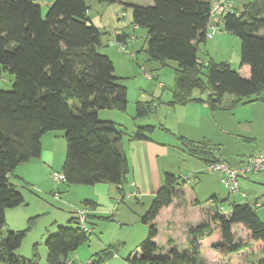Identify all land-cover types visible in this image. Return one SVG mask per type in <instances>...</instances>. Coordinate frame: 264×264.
I'll return each instance as SVG.
<instances>
[{"label": "trees", "instance_id": "obj_1", "mask_svg": "<svg viewBox=\"0 0 264 264\" xmlns=\"http://www.w3.org/2000/svg\"><path fill=\"white\" fill-rule=\"evenodd\" d=\"M94 1L101 5L115 3ZM121 5L131 9L134 27L147 30V62L155 63L157 69L169 61L176 63L174 88L167 105L203 103L216 111L227 97L232 98V105L243 99V104L263 100L264 0L243 4L241 9L232 7V12L222 18L223 30L240 39L239 69L247 66L248 78L226 62L210 60L203 66L198 60L199 45L208 39L210 0H152L147 6ZM89 10L86 0H52L43 17L35 0H0V78L3 72L13 76L11 90L0 87V233L6 223L5 211L24 202L11 174L17 166L39 157L41 137L47 132L64 134L61 183L69 187L112 184L121 195L126 190L128 164L122 148L125 133L114 122L99 120V112L124 113L127 89L114 75L110 58L99 52L102 32L92 23ZM112 41L129 43L131 37L120 31L114 33ZM194 91L205 94V98L195 96ZM158 104L154 99L136 101L133 119L150 116ZM154 129L152 125L139 126L126 139L150 140ZM178 139L191 158L205 164L220 161L215 157L218 149L210 141L196 142L182 136ZM186 176H190V182L191 174L163 173V184L140 218L147 226V235L125 258L127 263L210 264L201 259V241L207 244L206 259L212 264L246 249L251 253L264 250V224L256 214L257 203H234L224 215L212 196L216 204L213 214L186 229L189 251H178L169 238L167 244L172 248L163 253L155 242L156 219L174 202L185 205L182 186L188 183ZM82 207L92 210L95 203L84 200ZM69 223L73 227L58 226L56 232L45 236L44 264H67L69 253L88 241L91 232H84L75 216ZM234 231L240 236L236 237ZM24 236L25 231H12L0 239V264H39L35 256L29 260L15 253ZM113 254L110 249L102 250L89 261L100 264Z\"/></svg>", "mask_w": 264, "mask_h": 264}, {"label": "rangeland", "instance_id": "obj_2", "mask_svg": "<svg viewBox=\"0 0 264 264\" xmlns=\"http://www.w3.org/2000/svg\"><path fill=\"white\" fill-rule=\"evenodd\" d=\"M122 1L124 4L130 3L143 6L152 4V0L151 2L148 0ZM252 1L254 0H237L234 4L237 9H241L243 5L242 2L247 4ZM35 2L40 6L41 14L44 17L52 0H35ZM86 2L90 5V18L94 20H92L93 23L97 25L102 32V46L99 48V52L110 58L114 65V75L122 79L121 81L127 89V105L125 112H118L115 120L111 110H101L99 112V120L114 122L116 127L125 133V137L131 136L139 126H154V132L149 135V138L151 137L159 143H164L169 153L168 155L162 156L160 159L161 162H158V166L165 168V172L197 176L200 179L198 184L194 182L195 178L192 177L193 179L190 180L185 187L188 193V199L192 200L197 196L204 208H206L207 205L210 206L211 209L215 207V201L211 200L213 195L218 197V202L229 197L228 202L226 200L220 203L222 206V214L227 215L230 211L231 203L234 201V196L231 194L229 195L227 189L220 183L217 173L207 170V164L186 156L178 138L183 136L188 140L196 142L206 139L218 149L215 152L217 156L224 159L229 164H234L238 157H245L252 153L255 144H264V90L260 94L263 100L243 104L246 101V99H243L242 102L232 105H235V111L230 110L228 108L229 104L223 102L222 106L225 110L214 113L208 118L200 117L203 116L202 110L206 108L198 103H189L185 106H174L175 110L172 109L170 111L169 117L158 113L156 117H152L151 114L148 117L134 120V103L137 100L147 101L151 98L154 99L155 102L160 103L158 106L161 107L163 101H166L167 97L170 96L174 88V69L176 68V63L169 61L156 72H152L150 70L152 64L147 62L145 53L147 30L132 25L131 9L125 5L122 6L119 4L100 6L94 0H86ZM123 11L125 16L121 18L120 15ZM102 13L103 16L100 18L99 14L102 15ZM116 14L119 15L120 19L116 18ZM116 29L127 32L133 39L131 44H128L125 53L120 52L118 46L112 43L114 31ZM209 33H212V31ZM209 42L211 41H206L205 45H199L197 56L199 62L202 63L203 66L210 62V60L216 61L217 63L226 62L232 70L241 72L239 69L241 44L238 37L229 35L226 41H222L223 46L221 45V47H217L216 44L214 45ZM144 70L147 72V75H151L153 78H147L143 72ZM156 75L157 77H155ZM248 76L249 74L247 78ZM12 82L13 76L7 72H3L0 78L1 89L4 91L11 90ZM158 83L163 84L164 87L159 88ZM194 95L205 98V94H200L198 91H194ZM158 100L160 102H158ZM205 112L210 113L208 109H206ZM166 122L175 131L167 133L160 131V124ZM54 133H59L58 136H60V138L64 135L62 132ZM62 138L65 141L64 137ZM252 138L254 139L249 140ZM63 156L64 158L61 163L64 162L65 152ZM19 168L20 167L15 168L12 172L11 181L22 195L24 202L17 208V211H13L16 212L13 216L7 215L5 226L0 233V239L4 238L8 232L25 231L24 239L15 253L29 260L35 256L39 264H44L43 260L45 261L46 254L45 258H43V256L46 252V248L44 246L43 236L46 235V233H52L51 228L55 225L56 228L59 224L67 226L65 225L66 217L70 219L71 216H75V209L82 207V205L74 208V211L72 210L74 214L68 213L64 208L60 210V205L50 195L48 192L49 190L42 191V188L33 187L29 183L26 184L24 181L14 179V173L21 172ZM57 173H60V171ZM260 176L264 178V172L260 174ZM260 176L250 175L248 179L239 180L240 187L243 192H246L247 198L243 199L239 197L236 199V202L244 203L246 201L248 204L253 205L255 199H257L260 206L258 208V213L260 219L264 221V182L263 184L259 182L258 177ZM50 180L51 178L49 181ZM49 181L43 184L45 189L46 187L50 189L54 184L52 181ZM79 188L80 190H94L93 186H79ZM126 191H128V193L130 192L127 189ZM112 197L111 194L110 198ZM129 198H133V196ZM127 199L128 198H125L119 205L116 204V202L114 204L112 203L114 207L111 210L110 208L104 209L103 207L105 206L98 209L100 214L98 218L94 219L92 222L94 225L93 235L90 236L88 243L86 242L75 250V252L73 251L75 254L78 252L82 257L86 258L82 261L83 263L90 259L92 253L101 252L103 249H106L108 245L116 246L117 254L124 256L126 252L135 249L139 243L145 239L146 236H143V238L141 236V234L144 235L145 233L146 235L147 233V226L143 225L140 221L142 213L132 208L130 202L133 199ZM113 209L115 212H113ZM191 210L192 208L188 211V207H185L184 213H182V211L179 213L174 212L171 213V216L170 212L166 211L161 215L157 223L159 228V243H163L166 239L167 228L165 221L173 219L174 221L178 220L179 224H182L185 222L183 218H186ZM109 212H112L113 217H111ZM192 216L196 215L193 214ZM54 222H56V224L52 225ZM262 223L264 224V222ZM68 225L72 224L69 223ZM56 228L54 232H56ZM235 234L236 237L240 236L236 232ZM177 237H179L177 241L179 250H181L182 238H180V236ZM240 238L242 239L244 237ZM70 256L72 255L70 254ZM244 256L245 255H243V258ZM201 259L205 260L204 252L202 253ZM250 264H264V250L254 254L251 253Z\"/></svg>", "mask_w": 264, "mask_h": 264}, {"label": "crops", "instance_id": "obj_3", "mask_svg": "<svg viewBox=\"0 0 264 264\" xmlns=\"http://www.w3.org/2000/svg\"><path fill=\"white\" fill-rule=\"evenodd\" d=\"M148 1L151 2V0H148ZM236 1L237 0H234V3ZM122 3H123L122 0H115V3H113L112 5H114V4L121 5ZM234 3H233V7L236 9V6ZM242 4H245V3L242 2ZM99 5L101 6V4H99ZM102 16H103V13H102V15L99 14L100 18H102ZM89 17H91L90 14H89ZM90 19H91V21L93 20L92 18H90ZM93 21H92V23H93ZM215 25L218 26V31L214 32L211 35V37L208 38L206 41L210 40L211 42H209V43H213L214 45L216 44L217 47H221V45L223 44L222 41H226L228 39V36L231 34L225 32L223 30V19L220 18L219 16H214L209 20L208 32H211L209 27L215 26ZM95 26H97V25H95ZM120 31H122V30L116 29L114 31V33H118ZM124 33L128 34L125 31H124ZM132 41H133V39L131 38V41L129 44H131ZM112 43H113V41H112ZM205 44H206V42H205ZM205 44H203V45H205ZM151 64H152V66H151L150 70L152 72L153 71L156 72L158 70L157 65L155 63H151ZM240 71L241 72H239V73L241 74V76L243 75L245 78H247V75L249 74L248 67L243 66L242 68H240ZM155 77H157V75ZM158 87L163 88L164 85L161 83H158ZM170 99H171V93H170V96L167 97L166 101H163V103H162L163 105L161 107L158 105L156 106L157 109L152 114V117H156V115L158 113L169 117L170 111L172 109L175 110L174 106L172 107V106H169L166 104ZM232 101L233 100L231 97H227L224 100L225 103L229 104L228 108L230 110L235 111L236 107H235V105L232 106ZM190 104H194V103H190ZM198 104L202 105L204 108L208 109L210 112V113L205 112L206 109L202 110L203 116H200L201 118H206V117L208 118V117H211L214 113L220 112L221 110H225V108L224 109L221 108V109L216 110V111H211L209 109V107L207 106V104H203V103H198ZM117 113H118L117 111H112V114L114 115L113 117L115 120L117 118ZM160 125H161V127L159 128L160 131H163L165 133L175 131L174 129H172L170 127V125L167 122L162 123ZM197 126H198V124H197ZM58 134L59 133L47 132L41 137V153H40L39 157L37 159H32L27 163H24V164L17 166V167H20L19 171H21V172L20 173L19 172L14 173V175H15L14 179L15 180L19 179L20 181H24V182H26V184L29 183L33 187L42 188L41 189L42 191L43 190H49L48 192L50 193V195L52 192L57 191L59 193L58 199H55L52 195L51 196L60 205V207H59L60 210H63V208H64L70 214H74L73 209L77 208V206H79V205H82V202L84 200L93 201L95 203V208L92 210L89 209L90 210V216H88V223H89L90 227L92 228V231L89 234V238H90V236L93 235V233H94V228H93L94 225L92 224V222L94 221V219H97L98 215L100 214L98 209L102 206H105V207H103L104 209L110 208V210H111L114 207V205H112V203L114 204L116 202V204L119 205L120 203H122L124 201V199H123V201L122 200L119 201V190L115 185L105 184V183L94 185L93 186L94 190H92V191L91 190H80L79 186L69 187V186L64 185L63 183L53 184L54 186L52 185V187H50V189H47V187L45 189L43 184L44 183L46 184V182L48 183V181L50 179V175L52 172L61 171V167L63 164L61 162L63 161V158H64L63 154L65 152V141L62 138L63 136L60 138V136H58ZM253 139L254 138L249 139V140H253ZM203 140H206V139H203ZM122 148H123V151H124V154H125V157L127 160V164H128V173L126 175V182L127 183H125L123 188H126L131 193H136L135 196H133V198H128L127 200L133 199L132 201H134V202H132V201L131 202L134 205L130 202V204L132 205V208L140 211V213H142V215H143V213L146 211L149 204L153 200L157 190L163 184V173L165 172V168L159 167L158 162H161L160 159L162 158V156L168 155L169 153H168V150L165 148L164 143H159V142L153 140L151 137H150V140H145V141H128L125 137V138H123V141H122ZM254 153H264V144H258V143L255 144V147H254L252 153H250L248 156H245V157L244 156L238 157L237 161L234 164H229L227 161H225L224 159L217 156L216 153H215V157L221 161H224L230 167L236 168V167L242 166L246 162L247 158ZM186 156L190 157L187 154H186ZM192 159H194V158H192ZM195 160H198V159H195ZM262 173L263 172H261L257 175L260 176V174H262ZM176 175H183V174H176ZM250 175L253 176L254 174L241 176V177H239V180L240 179H248V177H250ZM193 178H195L194 182L196 184H198L200 182V179L197 176H193ZM258 180H259V182H261L263 184V182H264L263 176L258 177ZM185 185L182 186V190L184 192L185 205L179 206L177 202H174L169 207L164 208L156 219V223H158V219L161 218V215H163V213H165L166 211H169L170 214L174 213V212L179 213L180 211H182V213H184L183 211L185 210V207H188V211L190 210V208H192L191 212H189V215L187 214L186 218H183V219H185V222H183L182 224H179L178 220L174 221L173 219L165 221L166 222V228H167L165 241L163 243H159V241H158L159 233L155 239L156 244L162 249L163 253L167 252V250L172 248L171 246H169L167 244V240L169 238L174 241L173 247H175L178 251L188 252L189 248H188V245L186 243V229L188 228V226H194V225L200 223L201 221L207 220L209 218V216L213 214L215 207H216V204H214L215 207L212 209L208 205L206 206V208H204L201 205V202L198 200L197 196H195L192 200L188 199V193H187ZM239 186H240V183H239ZM240 189L242 190L241 187H240ZM93 191H94V193H93ZM244 193L246 194L245 191H244ZM111 194L113 196L112 198H110ZM213 196H215L218 200V197L216 195H213ZM237 198H239V196H234V199H233L234 201L231 203V205L234 203L235 204L236 203H242V202H236ZM246 198H247V194H246L245 199ZM226 200L228 202L229 197L227 199H225V201ZM254 203H257V205L255 207V211H256L258 218L260 219V216L258 213L259 212L258 208L260 206H259L257 199H255ZM218 206H220V208H222V206L220 205V202L217 204V207ZM17 208H14V210H12V209L6 210L5 211L6 219H7V215L13 216V214L16 213L13 211H17ZM115 211H116V208H115ZM115 211L113 209V212H115ZM109 213L111 214V217H113L112 212H109ZM193 214H195L196 216H192ZM171 216H172V214H171ZM71 218H73V217L71 216L70 219ZM70 219H68L66 217L65 225L70 226V225H68ZM62 222H64V221H62ZM62 222H60V223H62ZM262 222H264V221H262ZM55 224H56V222L52 223V225H55ZM55 226L51 228L52 232H54V230L56 228ZM58 226H63V225L59 224V225H57V227ZM47 234L48 233H46V235ZM46 235L43 236L44 239H45ZM146 235H147V233H146ZM146 235H145V233H144V235L141 234L142 238H143V236L145 237ZM177 236H180V238H182L181 239V243H182L181 244V246H182L181 250H179L178 241H177V239H179V237H177ZM89 238H88V240H89ZM87 243H88V241H87ZM207 248L208 247H207V244L205 243V241H201L200 242V256L202 257V253L204 252L205 259L207 258L206 257L207 256V250H206ZM106 249L112 250L114 254L111 255L110 257H108L106 260H104L100 264H110V262H111V264H129L125 261V258L128 255H130V253H132L133 251L136 250V248L129 250L128 252H126V255L120 256L117 254V247L116 246L108 245V247ZM106 249H103V250H106ZM74 252L69 253L68 259L70 261L82 262L86 259L85 257H82L78 252H77V254H75ZM98 253L100 254V251ZM45 254L47 255V250L44 253L43 258H45ZM70 254L72 256H70ZM96 254L97 253H95V254L92 253V255H90V258L94 257ZM252 254H254V253H252ZM243 255H245L244 258H243ZM250 256H251V252L249 251V249H246L245 251H242L238 254L228 255L223 262H220L218 264H250ZM203 261L212 264L208 259H206V260L203 259ZM43 262H45V261L43 260Z\"/></svg>", "mask_w": 264, "mask_h": 264}, {"label": "built area", "instance_id": "obj_4", "mask_svg": "<svg viewBox=\"0 0 264 264\" xmlns=\"http://www.w3.org/2000/svg\"><path fill=\"white\" fill-rule=\"evenodd\" d=\"M234 0H210V11H209V20L214 16H219L223 18V16L229 12H232L231 9L233 7ZM125 13L122 12L120 17H124ZM116 18H119V15L116 14ZM221 21V20H220ZM209 25V23H208ZM212 33H209L207 30V37L210 38L211 35L218 31V26H210L209 27ZM130 43V42H129ZM129 43H117L116 45L119 48V51L122 53L126 52L127 46ZM133 54V53H131ZM147 78H151V75H147L145 70L143 71ZM207 170L211 172H215L219 175L220 183L227 189L228 193L233 196H239L240 198L245 199L246 194L240 189L239 186V177L254 174L257 175L261 172H264V153H254L250 155L246 162L240 167H230L224 161H216L207 164ZM190 176H186L187 182H189L188 178ZM51 180L54 183H61L63 181V176L60 173L52 172ZM126 191V190H125ZM121 195L119 194V201L125 198H129L131 196H135L136 193H131L126 191ZM53 197L55 199L59 198L58 192L53 193ZM257 205V204H256ZM222 211V208H219ZM90 213V210L86 207H80L75 209V220L77 221L80 228L86 232L90 233L91 228L87 224V216ZM67 264H92L91 261L83 262H70L68 261Z\"/></svg>", "mask_w": 264, "mask_h": 264}]
</instances>
